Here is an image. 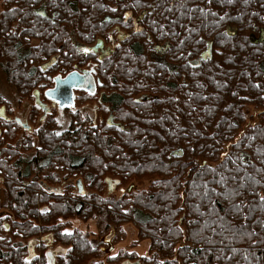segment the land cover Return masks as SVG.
<instances>
[{
    "label": "trees",
    "instance_id": "1",
    "mask_svg": "<svg viewBox=\"0 0 264 264\" xmlns=\"http://www.w3.org/2000/svg\"><path fill=\"white\" fill-rule=\"evenodd\" d=\"M99 40L116 42L103 59ZM91 65L98 92L78 103L109 106L124 130L76 113L66 132L49 114L29 133L0 96V264L138 260L69 233L71 217L136 224L141 264H264V111L248 113L264 110V0H0V72L22 98Z\"/></svg>",
    "mask_w": 264,
    "mask_h": 264
},
{
    "label": "rangeland",
    "instance_id": "2",
    "mask_svg": "<svg viewBox=\"0 0 264 264\" xmlns=\"http://www.w3.org/2000/svg\"><path fill=\"white\" fill-rule=\"evenodd\" d=\"M230 32L233 33L234 31L231 30ZM153 54L155 55H153V57L151 58H153L154 61H158L162 59L161 57L163 55L162 53L153 52ZM55 77L56 76H54L53 79ZM57 77H60V76H57ZM47 88H50V87H48L47 85ZM37 89L38 88H34L33 92ZM0 96L4 100H6L7 103H10L11 109L13 110L14 118L16 117L19 118L23 123H27L31 125L34 132H37V133L39 132L40 126L42 125L41 124L42 122L41 119L43 115L42 112H40V114L37 116L35 114L34 119L31 118V106H32V103L33 105H35L34 101L30 102V100H28L27 98H22L13 89V87L9 84V82L3 77L1 72H0ZM33 100H34V97H33ZM50 103H51L50 101H47V104L51 108H53L51 110L52 112L50 113L51 114L50 117L56 119L57 124H58L59 133L66 132L67 130L73 127V115L76 113L80 114V117L84 120L83 123L84 124L87 123L88 125L93 124V119L95 118V115L99 119L98 122H100L101 120H104V122H106L110 114L109 113L107 115H104L103 113L97 112V111L95 114L94 113L95 110H93V108H95L94 103L93 102L85 103L82 101V99L81 100L79 99V103L75 104L74 107L68 110L60 109L58 106L52 107V104ZM262 111L264 110L263 109H258V110L250 109L248 113L249 115H253L254 119H257L258 114ZM32 119L33 120L36 119L35 124L32 123L33 121ZM254 119L248 120L243 130L246 129L248 125L254 124ZM82 126L84 125L82 124ZM75 127H76L75 129L78 128V126H75ZM20 145H22L21 142H20ZM24 157L27 158V155ZM146 185L148 186V183H146L144 187H146ZM116 189H117L116 192H117L118 197L123 196V194L127 190L126 187H120ZM5 205H6V198L4 195H2L0 197V208H6ZM67 224H66L67 225L66 229L69 233H73L75 230H79L80 232H82V234L86 235V237L89 238L90 241H92L93 239L96 241H99L102 238L111 239L113 241L114 249L112 253L109 254V256L118 257L124 253H136L138 256V260L136 261L133 260L132 262V261L121 260V262H118L115 264H141L139 259H142L145 257L148 258L151 255L150 253L151 242L148 239H143L141 237L139 228L133 222L127 221V222L122 223L120 225V228L115 229V232L111 231L112 228H109L108 230L104 229V227H101L99 222L94 218L89 219L87 221V220H80L76 217H71L69 220H67ZM32 243L33 244L31 245V247L35 245V241H33ZM108 248L109 246L107 245L104 246V249L107 250ZM56 253H61V251L56 250ZM103 261H105V259ZM97 262H99V260L94 259V260H91L87 264H95Z\"/></svg>",
    "mask_w": 264,
    "mask_h": 264
},
{
    "label": "flooded vegetation",
    "instance_id": "3",
    "mask_svg": "<svg viewBox=\"0 0 264 264\" xmlns=\"http://www.w3.org/2000/svg\"><path fill=\"white\" fill-rule=\"evenodd\" d=\"M35 13H36V15H38L39 17H41V18H44V19H49L48 18V16H47V13H46V9H45V6H44V4L41 6V8H39V9H37L36 11H35ZM136 29H138V27H136ZM127 37V35H125V34H123V33H119V35H118V38H117V40L121 43L125 38ZM102 42V45L100 46V47H98V48H96L97 47V44H98V42ZM116 46V42L115 41H113L112 40V42L111 43H107V42H105V41H103V40H99V41H97L92 47H91V50L94 52V53H96L98 56H99V58L100 59H103L104 57H106V56H109L110 54H112L113 52H114V47ZM159 47V46H158ZM162 47V46H161ZM156 48V47H155ZM153 49L154 50V52H156V53H162V54H164L167 50H156V49ZM168 49V48H167ZM107 53H109L108 55H107ZM58 59H59V57H54V58H52L49 62H47V63H45L43 66H42V68L44 69V70H46V69H48L49 67H51V66H53L54 64H56L57 62H58ZM55 60V61H54ZM45 67V68H44ZM95 69V67H94V65H91V66H89V68H87V69H83V68H79V66H76V69L72 72V73H75V72H79V73H83V72H85L86 73V77H87V83H86V85L81 89V90H76V91H74V103H73V105L72 106H70V107H64V108H61L60 107V105H59V103H55L54 101H52L50 98H48L47 97V93L49 92V91H51L52 89H54L55 88V83L53 82V86L52 87H50V88H46L47 87V84H44V83H42V85H43V87H45V90L44 91H41V89H37V90H35V91H38L39 92V97H40V100H41V103L42 104H44V105H46L47 107H48V109H49V112L47 113V114H45V112L39 107V106H37V104H36V99H35V97H34V92H33V97H34V103H35V105L41 110V112H42V121L52 112L51 110L53 109V108H51L48 104H47V101H50L51 103L50 104H52V107H59L60 109H65V110H68V109H70V108H72V107H74L75 106V104H77L78 103V101H77V99H78V97H79V93L80 92H84V91H88V92H90V93H92V94H94V93H97L98 92V86H97V80L96 79H94V77L92 76V74H91V72L93 71ZM69 75V74H68ZM68 75H66V76H64V77H62V76H60V77H55L53 80L55 81V79L56 78H65V77H67ZM98 83H100V81L98 80ZM89 86L91 87V88H89ZM102 95V94H101ZM100 95V96H101ZM76 96V97H75ZM100 99H101V97H100ZM100 99H99V102H100ZM93 103H94V105H95V108H93V110H95V114H96V111L97 112H100L101 110H100V106L98 105V103L97 102H94L93 101ZM107 108V110L109 111V117H108V119H107V121H106V125L108 126V127H110L109 126V120H110V118H114V124L115 125H120V127H111V128H119V129H121V130H124L125 129V127H124V125L123 124H121V123H119V122H117V120H116V117H115V115H114V113H113V111H112V109L108 106V107H106ZM6 114H7V112H6ZM8 116V115H7ZM9 118V117H8ZM17 119H19V118H15V120H16V122H17ZM9 120H10V118H9ZM20 120V119H19ZM21 121V120H20ZM99 121V119H98V117L95 115V118L93 119V125H95V124H97V122ZM22 122V121H21ZM18 123V122H17ZM20 124V123H19ZM22 124L23 125H26L27 126V128H24L21 124V126H22V128L24 129V130H26V131H28L29 133H31L32 131H33V128H32V126L31 125H29V124H27V123H23L22 122ZM123 127V128H122ZM30 129V130H29ZM1 131V130H0ZM79 186V185H78ZM4 214H6V210H4L3 209V211H2V208H0V219H2V216L4 215ZM47 239V237H44L42 240H46ZM41 240V241H42ZM36 243V242H35ZM33 243L31 242H29L28 244H27V246L28 247H31V245H32Z\"/></svg>",
    "mask_w": 264,
    "mask_h": 264
},
{
    "label": "water",
    "instance_id": "4",
    "mask_svg": "<svg viewBox=\"0 0 264 264\" xmlns=\"http://www.w3.org/2000/svg\"><path fill=\"white\" fill-rule=\"evenodd\" d=\"M101 45H102V42L100 41L98 42L96 48L100 47ZM167 48H168V45H165L162 47L159 46V47H156L155 49L156 50H167ZM108 54L109 53H107V55ZM210 58H211V46L209 45V48L207 49V51L203 53V55L201 56L200 61H196L195 63H193V65L199 66L202 62H205ZM54 83H55V88L47 93V97L50 98L55 103H59L61 108L70 107L74 103V91L81 90L86 85L87 77H86L85 72L83 73L75 72V73L69 74L65 78H56ZM89 88L91 87L89 86ZM34 97L36 99L37 106H39L45 112V114H47L49 112V109L46 105L41 103L38 91L34 92ZM0 119L9 121V118L6 114L5 107L0 108ZM17 122L20 123L24 128H27V126L23 125L19 119H17ZM109 126L110 127H120L119 124L118 125L114 124L113 117L110 118L109 120ZM0 138H1V131H0ZM180 155H181L180 151H176L173 153V156H180ZM78 185H80V183ZM101 242L109 246L106 252L108 254H111L114 249L113 241L111 239L102 238Z\"/></svg>",
    "mask_w": 264,
    "mask_h": 264
}]
</instances>
